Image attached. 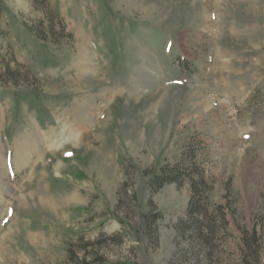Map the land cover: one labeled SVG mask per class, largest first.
Instances as JSON below:
<instances>
[{"label":"rangeland","instance_id":"1","mask_svg":"<svg viewBox=\"0 0 264 264\" xmlns=\"http://www.w3.org/2000/svg\"><path fill=\"white\" fill-rule=\"evenodd\" d=\"M0 264H264V0H0Z\"/></svg>","mask_w":264,"mask_h":264}]
</instances>
